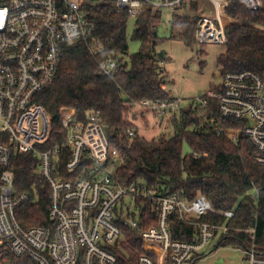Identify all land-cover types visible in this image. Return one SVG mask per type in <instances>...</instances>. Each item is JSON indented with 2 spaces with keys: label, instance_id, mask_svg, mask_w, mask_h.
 I'll return each mask as SVG.
<instances>
[{
  "label": "built area",
  "instance_id": "built-area-1",
  "mask_svg": "<svg viewBox=\"0 0 264 264\" xmlns=\"http://www.w3.org/2000/svg\"><path fill=\"white\" fill-rule=\"evenodd\" d=\"M211 16H197L196 41L224 45L225 29L233 22L227 11L237 0H206ZM184 0H114L129 19L145 9L177 10ZM250 12L259 0H244ZM89 0H0V264L8 257L31 264H117L111 251L122 240V228L139 230L143 253L138 264H198L202 251L231 231L234 211H217L204 196L183 200L147 183L124 185L118 178L121 152L115 148L101 112L85 121L74 111H62L64 136L52 142L51 119L37 96L55 84L64 48L92 39V51L104 48L93 35ZM119 56L100 63L103 76L111 77ZM205 124H216L237 144L246 137L255 146V161L264 167V74L227 72L222 84L192 102ZM180 102L145 101L140 106L164 122L180 111ZM199 119L202 116H198ZM166 123V122H165ZM239 125L233 129V125ZM226 124H229L226 126ZM134 137V132L129 133ZM21 155L37 162V182L19 191L13 164ZM48 191V226L24 228L20 209L36 206ZM140 200H148L157 223L141 231ZM185 222L208 214L223 216L222 225L197 222L191 241L174 240L170 218ZM255 236V229L247 230ZM246 264H264V252L253 245L242 248Z\"/></svg>",
  "mask_w": 264,
  "mask_h": 264
},
{
  "label": "trees",
  "instance_id": "trees-1",
  "mask_svg": "<svg viewBox=\"0 0 264 264\" xmlns=\"http://www.w3.org/2000/svg\"><path fill=\"white\" fill-rule=\"evenodd\" d=\"M89 2L92 4L88 10L96 27L93 37L105 52L94 54L92 39L64 48L55 84L37 96L51 119L52 142L57 144L64 136L63 110L74 111L80 121H85L93 111L101 112L109 138L121 152L118 178L122 184L147 183L188 201L204 196L217 211L235 212L229 222L232 229L228 236L221 237L217 248L255 245L264 252V167L255 161L257 150L249 139L241 137L234 144L224 133L217 135L219 127L205 124L202 112L197 111L193 103L180 109L178 118L172 119L174 135L170 138L163 136L152 141L140 138L137 127L130 120L132 110L145 101H176L167 92L166 70L157 52L163 41L157 33L163 11L147 8L136 20L133 40L139 41L141 48L130 55L128 14L120 11L114 0ZM204 4L211 8L209 15L212 14V7L206 0H184L178 10L186 8L193 14L188 11L174 13L170 22L172 40L182 41L189 48L196 44L197 15L204 14L200 12ZM227 14L233 22L225 29V51L218 57L222 75L244 71L264 74V0H259V8L254 13L247 9L244 0H237ZM113 54L119 56L117 70L111 77L103 76L100 63ZM236 124L232 128L238 131ZM130 132L135 136L131 138ZM184 143L189 145L190 155L183 154ZM13 168L19 191L30 190L37 182V162L33 156H18ZM47 193L46 190L41 193L40 204L20 209L18 222L22 227L50 224ZM139 206L142 208L140 230L156 225L157 214L150 201L140 200ZM225 220L223 216L208 214L199 220L185 222L173 214L171 233L174 240L191 241L197 222L222 225ZM252 229L256 231L255 236L246 232ZM122 233V240L111 249L117 255V264H138L143 253V244L138 238L140 231L122 228ZM6 264L31 263L8 257Z\"/></svg>",
  "mask_w": 264,
  "mask_h": 264
},
{
  "label": "rangeland",
  "instance_id": "rangeland-1",
  "mask_svg": "<svg viewBox=\"0 0 264 264\" xmlns=\"http://www.w3.org/2000/svg\"><path fill=\"white\" fill-rule=\"evenodd\" d=\"M203 5V2H200ZM207 4V3H206ZM208 5V4H207ZM209 6V5H208ZM204 4L200 12L202 16H211V8ZM188 11L164 9L162 22L157 29L158 36L163 40L157 48V52L166 55L165 59H159L161 66L166 70V89L172 98L179 100L180 109H186L194 100L202 97L208 91L219 87L223 82L222 69L218 64V57L224 53V45L196 44L189 48L182 41L172 40L170 35V22L174 13ZM191 13L192 12H187ZM200 16V15H197ZM136 28V20L128 21L129 53L135 54L141 48L139 41L133 40ZM178 113L175 116L178 118ZM155 119L154 115L136 106L132 110L130 120L137 127L138 135L148 141L159 139L163 136L170 138L174 135L173 119ZM134 119V120H133ZM161 124V126H159ZM183 154L190 155L191 149L187 143L183 145ZM219 239H215L202 251V257L198 264H246L244 251L238 247H220Z\"/></svg>",
  "mask_w": 264,
  "mask_h": 264
},
{
  "label": "water",
  "instance_id": "water-1",
  "mask_svg": "<svg viewBox=\"0 0 264 264\" xmlns=\"http://www.w3.org/2000/svg\"><path fill=\"white\" fill-rule=\"evenodd\" d=\"M166 55L159 53V59H165Z\"/></svg>",
  "mask_w": 264,
  "mask_h": 264
},
{
  "label": "bare ground",
  "instance_id": "bare-ground-1",
  "mask_svg": "<svg viewBox=\"0 0 264 264\" xmlns=\"http://www.w3.org/2000/svg\"><path fill=\"white\" fill-rule=\"evenodd\" d=\"M178 10V9H177ZM177 10H175V11H177Z\"/></svg>",
  "mask_w": 264,
  "mask_h": 264
},
{
  "label": "crops",
  "instance_id": "crops-1",
  "mask_svg": "<svg viewBox=\"0 0 264 264\" xmlns=\"http://www.w3.org/2000/svg\"><path fill=\"white\" fill-rule=\"evenodd\" d=\"M166 123H167V121H166Z\"/></svg>",
  "mask_w": 264,
  "mask_h": 264
}]
</instances>
